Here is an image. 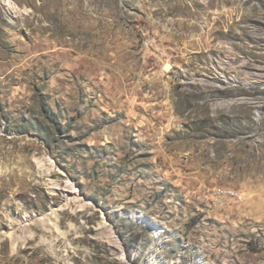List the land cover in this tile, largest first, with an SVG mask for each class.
<instances>
[{
	"label": "rangeland",
	"instance_id": "rangeland-1",
	"mask_svg": "<svg viewBox=\"0 0 264 264\" xmlns=\"http://www.w3.org/2000/svg\"><path fill=\"white\" fill-rule=\"evenodd\" d=\"M263 80L264 0H0V264H264Z\"/></svg>",
	"mask_w": 264,
	"mask_h": 264
},
{
	"label": "bare ground",
	"instance_id": "bare-ground-1",
	"mask_svg": "<svg viewBox=\"0 0 264 264\" xmlns=\"http://www.w3.org/2000/svg\"><path fill=\"white\" fill-rule=\"evenodd\" d=\"M36 161H37V165H38L39 170H41L43 172L45 171L44 173L49 172L50 165L43 158H36ZM47 184H48V187L52 193H55L56 190L60 188L59 182L54 181V180H51V181L49 180V182ZM68 184H70V183L67 182V186H68ZM63 195H64V202L60 206L61 208L67 206L69 204V201H71V200H73L74 204H76L77 206H79L81 208L83 206H87V204H88V202L82 201L81 197L78 194H76L75 190H72L70 188H67L66 192Z\"/></svg>",
	"mask_w": 264,
	"mask_h": 264
}]
</instances>
